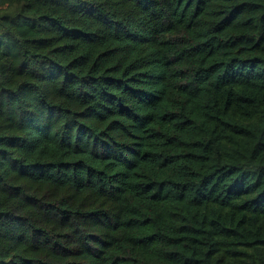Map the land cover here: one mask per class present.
I'll use <instances>...</instances> for the list:
<instances>
[{
	"label": "trees",
	"instance_id": "1",
	"mask_svg": "<svg viewBox=\"0 0 264 264\" xmlns=\"http://www.w3.org/2000/svg\"><path fill=\"white\" fill-rule=\"evenodd\" d=\"M0 264H264V0H0Z\"/></svg>",
	"mask_w": 264,
	"mask_h": 264
}]
</instances>
